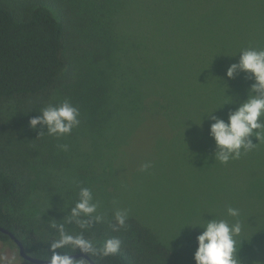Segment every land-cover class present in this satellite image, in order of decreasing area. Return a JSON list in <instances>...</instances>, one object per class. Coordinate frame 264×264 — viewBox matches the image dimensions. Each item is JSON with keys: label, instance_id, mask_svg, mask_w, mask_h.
<instances>
[{"label": "trees", "instance_id": "1", "mask_svg": "<svg viewBox=\"0 0 264 264\" xmlns=\"http://www.w3.org/2000/svg\"><path fill=\"white\" fill-rule=\"evenodd\" d=\"M64 2L76 9L74 17L79 15L74 31L71 20L68 23L67 17H59L51 9L55 3ZM25 4L30 8L23 17L0 4V226L15 234L29 255L48 259L49 244L58 235L51 223H64L78 199L79 189L88 187L93 198L108 209L96 214L102 220L87 230L75 224H67L66 230L82 231L94 244L110 237L122 242L114 256H92L96 264H195L196 236L202 229L184 226L175 234L173 244L167 243L136 217V210L127 213L125 225L119 226L115 221L117 210L110 209L109 201L112 203V196L118 195L114 190L120 184L115 179L116 183L109 184V179L112 174L117 176L115 163L127 155L125 150L132 158H136L132 153L139 149L148 153L152 149V155H156L165 141L178 136L182 120L192 122L211 108L207 100H220L222 106L232 102L221 106L220 114L226 120L229 109L246 98L252 81L243 72L228 78L226 70L238 61L241 50L264 49V0H29ZM71 34L80 37L79 48L106 50L110 44L114 48L125 42L130 49L125 58L131 68L125 73V92L120 93L116 83L124 70L113 67L110 80L102 75L104 62L96 65L88 61L83 68L75 58L62 57ZM139 59H143L144 66L140 70L136 63ZM116 60L113 62L120 66ZM181 68L200 76L195 72L192 88L182 85L183 92L194 95L179 117L168 96L181 87L173 88L175 84L169 83ZM156 72L160 86L154 77ZM138 73L147 77L145 84L141 82L142 94L134 85ZM63 77L74 80L66 82L70 84L66 90L57 88ZM48 91H56L52 104L69 100L76 105L79 96L84 95L98 100V105L86 113L81 109L80 124L75 129L91 150L82 153L86 163L81 170L80 164L65 162L63 157L74 155L75 150L70 148L74 135L59 141L55 136L40 135L41 128L37 131L30 127L29 120L42 114L40 110L46 104L34 111V105L20 106L9 101L43 96ZM119 118L130 122V130L117 141L106 131L112 124L121 128L125 121L120 123ZM60 145L67 148H59ZM53 151H58L57 157ZM67 164L73 169L69 177L60 171ZM257 171H264V157H260ZM34 197L41 198L43 208ZM0 242L15 245L2 231ZM84 264L89 263L86 260Z\"/></svg>", "mask_w": 264, "mask_h": 264}, {"label": "rangeland", "instance_id": "2", "mask_svg": "<svg viewBox=\"0 0 264 264\" xmlns=\"http://www.w3.org/2000/svg\"><path fill=\"white\" fill-rule=\"evenodd\" d=\"M26 1L29 0H0V4L7 5L15 12V15L23 17L28 13V8H30V5L25 4ZM51 9L59 17L60 15L67 17L66 21L68 23L71 20V31H74L77 25L75 19L79 15L77 14L74 17V10L76 9L71 7L70 3H55L54 6H51ZM118 31L121 33L120 30ZM69 37L70 35L61 52L63 58L69 60V58L73 57L77 61L78 66L83 68L85 66L84 63H88V61L96 65L104 62L102 75L110 78V80H113V67H116L117 70H124L122 76H125V78L122 79V76L121 78L117 77L116 83L120 93L127 90L126 74L129 73L131 68H129V62L126 61L130 49L125 46V42L122 45H116L114 48L110 44L108 49L101 50L95 47L87 48L86 46L79 48L80 37L75 34H71L70 39ZM122 38L123 41L127 40L126 36ZM140 53V57H142L143 52L141 50ZM113 59H117L116 62H120L121 65H115ZM139 60L136 63L140 70L144 66L143 59ZM195 72L181 68L176 79L171 78L169 81L170 84H175L173 88L181 86L177 91H171L168 96L172 103L176 105L179 117L184 115L183 107L194 95L191 92H183L182 85H187L188 89L192 88L194 79L197 78V72ZM193 74L194 77L192 78ZM197 74L200 76L199 73ZM159 75L161 76V74ZM154 77L160 86L158 72H156ZM67 81L71 83L74 80L72 77L70 79L63 77L58 82L57 88L66 90L68 85H70L66 83ZM78 81L80 80H75V83H78ZM146 81L147 77L145 78L143 74L138 73L136 75L134 85L141 94L143 93L141 91L143 89L141 82L145 84ZM55 93L56 91L53 93L48 91L43 96H24L13 98L9 101H12L11 103L14 105L19 104L20 106L34 105L33 110L36 111V107L42 103L46 104V106L52 104V98ZM49 97L51 98L48 99ZM78 102L74 106L79 109L80 114H82V110L85 112L91 109L93 105H98V100L95 101L94 98L86 95L79 96ZM206 103L211 108L206 109L205 114L197 117L196 120L192 119V122L191 120H182L178 136L165 141L163 148L156 151V155H152V149L149 153L139 149L132 153L136 158H132L131 154H128L125 150L127 155L122 156L115 163L117 176L115 175L116 177L114 178L112 174L109 179V184L116 183L115 180L120 184H117L119 185L118 190H114L118 195L112 196L114 207L109 201L110 209L123 210L128 214H131V211L134 210L139 211L137 216H135L143 224L152 227L162 241L173 244L177 238L175 234L179 233L184 226L188 227L197 222L203 223V218L211 219L212 217L234 221L236 218L227 215V208H237L240 211L238 219L244 226L242 234L237 241L240 264H264V171L261 173L259 171L260 175H262V180H259L257 171L258 161L260 157H264V143L256 141L253 137V142H256L255 146L249 150L242 149L238 158L230 159L227 163H222L215 159L213 155L215 142L209 135V126L212 121L205 116L217 109L215 115L224 118L220 114L222 101L213 99L207 100ZM118 121L121 123L122 120L119 118ZM124 121L125 119L122 122ZM114 125L112 124L106 132L112 135L113 139L119 141L129 132L130 122L126 120L121 124V128ZM40 128L38 125L37 131ZM75 129L77 127L73 128L70 134L56 138L61 141L67 135L75 136V141L71 143L73 147H70L75 150L74 155H64L63 157L65 162L69 160L68 162H72L73 165L76 164L77 166L80 164L79 169L81 170V166L86 163L82 153L86 150L91 152V150L88 149V143L82 142L84 140L79 137L80 135L76 133ZM46 130L45 126V132L40 135L46 134V136H49ZM125 143L127 142L124 141L123 144ZM46 155H50V151ZM52 155L57 157L58 151L55 153L53 151ZM90 158L91 156L89 157L91 161L92 158ZM145 164H149L150 167L144 169L143 165ZM72 170L70 165L67 164L65 169L60 171L69 177ZM202 174L205 175V178H201ZM110 190L113 189L110 188ZM41 202V198L38 197L37 205L43 208ZM94 202L97 204L96 214L108 209L99 200L94 199ZM0 264L32 263L21 259L16 244L0 242Z\"/></svg>", "mask_w": 264, "mask_h": 264}, {"label": "clouds", "instance_id": "3", "mask_svg": "<svg viewBox=\"0 0 264 264\" xmlns=\"http://www.w3.org/2000/svg\"><path fill=\"white\" fill-rule=\"evenodd\" d=\"M241 72L245 73L246 79L252 81L247 89L246 98L236 108L229 109L226 120L215 115L217 109L205 116L212 121L209 135L215 142L214 158L222 163L238 158L242 149L249 150L254 147L256 142H253V137L258 141L264 140V49L241 50L238 61L227 68L226 76L233 78ZM231 103L225 102L223 106ZM40 112L41 115L29 120L32 129H36L38 125L41 127L40 134L45 132L43 129L46 126L48 135L60 137L70 134L73 128L80 124V111L69 100L50 104ZM60 147L67 148L66 145ZM148 167L149 164L143 165L144 169ZM96 211L97 204L94 202L91 189L81 187L78 199L64 217V223H57L55 220L51 223V227L58 235L49 244L51 255L47 264H84L92 256L110 257L119 252L122 242L117 237L105 238L94 244L82 231L73 233L66 230L67 224H75L80 229L87 230L93 223H99L102 217L96 215ZM227 215L236 219L229 221L213 217L203 218V223L192 225L202 229L196 236L198 246L194 252L195 264H240L237 241L244 226L238 219L239 209L228 207ZM126 218L125 211L115 212V221L119 226L125 225ZM58 249L67 251L60 252ZM76 251L87 256L77 259L73 255Z\"/></svg>", "mask_w": 264, "mask_h": 264}, {"label": "water", "instance_id": "4", "mask_svg": "<svg viewBox=\"0 0 264 264\" xmlns=\"http://www.w3.org/2000/svg\"><path fill=\"white\" fill-rule=\"evenodd\" d=\"M0 231L6 233L13 241L14 243L16 244L17 248H18V252H19V255L24 259L26 260L27 262H30L32 264H47L48 262V259H41V258H37V257H34V256H31L29 255L26 250H25V247L23 245V243L15 236V234H13L11 231H9L8 229L6 228H3L0 226ZM73 255L79 259V258H82V257H86L87 254H84V253H81V252H77V253H73ZM90 260H87V262L89 264H91V262H94L91 257L89 258ZM94 264H96L94 262Z\"/></svg>", "mask_w": 264, "mask_h": 264}]
</instances>
